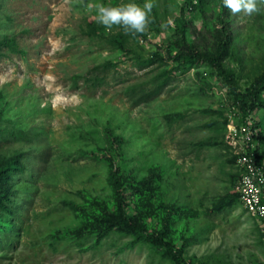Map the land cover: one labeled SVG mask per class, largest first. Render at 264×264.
Masks as SVG:
<instances>
[{"label":"rangeland","instance_id":"obj_1","mask_svg":"<svg viewBox=\"0 0 264 264\" xmlns=\"http://www.w3.org/2000/svg\"><path fill=\"white\" fill-rule=\"evenodd\" d=\"M183 1L153 0L145 36H127L126 51L88 34L86 21L96 22L98 3L145 0H0V38L18 48L0 55V264H264L228 139L231 124L251 118L264 165V105L238 108L204 65L143 62L168 46L179 20L198 51H216L218 0L188 4L182 18ZM227 19L222 63L245 90L264 73V8ZM107 60L116 63L107 83L73 78ZM163 78L167 86L146 101L125 95L129 84ZM108 155L125 174L127 212L141 230L122 222ZM9 163L23 168L2 170Z\"/></svg>","mask_w":264,"mask_h":264},{"label":"trees","instance_id":"obj_2","mask_svg":"<svg viewBox=\"0 0 264 264\" xmlns=\"http://www.w3.org/2000/svg\"><path fill=\"white\" fill-rule=\"evenodd\" d=\"M201 1L202 0H195V2L193 0H184L181 5V17H185V11L188 4H191L192 7H194L197 4L201 3ZM228 14L229 11L223 6V0H218L214 17L219 24V34L216 51L214 53L208 54L198 51L193 46L191 41L187 38L186 22L179 20V22L175 25V33H172L170 36L168 46L165 48L157 46L153 53L146 59V63L145 61L143 62L144 65L146 64L145 66L156 63L159 65L174 63L172 71H175L176 69H187L190 66L196 64L204 65L209 69L210 75L218 77L222 84L227 87V94L229 96V99L238 108L245 109L249 107V109H255L264 105V97L261 94V92L264 90V73L252 85L243 90L237 83L234 71L228 69L222 63L224 57L227 54L231 36L229 22L227 19ZM86 28V32L88 34L101 36L112 47L121 48L126 51L127 48L125 47V40L127 36H145V34H126L122 28H120V30H118L117 32L104 34L99 32V26L94 20H87ZM4 47H7L13 51L18 50L14 37L5 36L3 38H0V55L2 53V48ZM115 65V62L107 60L102 64H97L89 69L86 76L77 74L74 75L73 78L76 79L83 76V78L88 80L91 84L102 85L107 83L105 72ZM199 74L200 73H198V75ZM156 79H152L147 83L137 82L127 85L125 89L126 97L129 98L134 104H138L148 100L152 96L161 93L167 86L168 79L163 78L159 81ZM151 84H153V87H150ZM109 138L112 143L114 142L118 145L122 140V137L120 135L114 134L112 131H110L109 133ZM255 154L257 161L260 162L256 148ZM107 158L112 164L110 181L112 182L114 190L116 192V204L118 205L122 222L132 229L141 230L143 225L133 221V218L127 212V187L124 183L125 174L120 172L115 159L111 155H108ZM15 168L20 169L23 168V166L20 163H9V165H7L2 170H13ZM4 174L5 173H0V197L2 196V193L6 192V189L4 188V185L6 184V181H4ZM148 237L149 239L151 238L149 235ZM151 240H154V244L158 247L163 246L167 250H172L171 243L166 239L151 238Z\"/></svg>","mask_w":264,"mask_h":264},{"label":"built area","instance_id":"obj_3","mask_svg":"<svg viewBox=\"0 0 264 264\" xmlns=\"http://www.w3.org/2000/svg\"><path fill=\"white\" fill-rule=\"evenodd\" d=\"M254 137L251 118H246L239 125H230L228 139L235 149L240 170L235 189L246 210L259 220L264 241V165L256 159Z\"/></svg>","mask_w":264,"mask_h":264},{"label":"clouds","instance_id":"obj_4","mask_svg":"<svg viewBox=\"0 0 264 264\" xmlns=\"http://www.w3.org/2000/svg\"><path fill=\"white\" fill-rule=\"evenodd\" d=\"M223 6L233 16H252L264 8V0H223ZM154 7L153 0H145L142 5L134 2L115 6L98 3L95 5V20L107 30L119 26L126 34H144ZM171 23L168 21V24Z\"/></svg>","mask_w":264,"mask_h":264},{"label":"crops","instance_id":"obj_5","mask_svg":"<svg viewBox=\"0 0 264 264\" xmlns=\"http://www.w3.org/2000/svg\"><path fill=\"white\" fill-rule=\"evenodd\" d=\"M257 219V218H256ZM257 221L259 222V220L257 219ZM259 224H260V222H259ZM259 230H260V227H259ZM260 233V232H259ZM260 236H261V233H260ZM261 238H262V236H261ZM250 240V239H249Z\"/></svg>","mask_w":264,"mask_h":264}]
</instances>
